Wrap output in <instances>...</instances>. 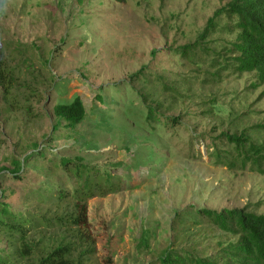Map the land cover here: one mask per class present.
Segmentation results:
<instances>
[{"label": "rangeland", "instance_id": "obj_1", "mask_svg": "<svg viewBox=\"0 0 264 264\" xmlns=\"http://www.w3.org/2000/svg\"><path fill=\"white\" fill-rule=\"evenodd\" d=\"M228 1L5 0L0 71L11 92L6 100L0 87V202L12 210L33 209L27 191L50 183L34 168L19 180L11 175L12 161L33 154L35 145L62 157L109 163L103 170L114 191L88 203V231L96 246L90 264H157L172 233L187 223L184 217L198 210L264 215V175L229 172L207 154L223 156L231 149L217 140L221 133L264 122V87L252 89L248 74H229L215 87L199 84L205 72L173 56L176 48L193 43ZM142 68L178 81L199 78L194 82L199 98L166 114L180 117L177 128L166 131L146 120L129 81ZM76 98L86 108L83 124L73 132L63 127L54 132L53 107ZM210 100H217L219 117L206 113ZM253 139L264 137L255 132ZM200 221L201 227L208 223ZM209 234L191 235V244L227 238L216 229Z\"/></svg>", "mask_w": 264, "mask_h": 264}, {"label": "trees", "instance_id": "obj_2", "mask_svg": "<svg viewBox=\"0 0 264 264\" xmlns=\"http://www.w3.org/2000/svg\"><path fill=\"white\" fill-rule=\"evenodd\" d=\"M4 3L5 0H0V7ZM221 36L225 39L218 45ZM173 56L200 74L205 72L199 84L215 87L232 75L248 74L252 75V89L264 87V0H229L213 12L195 41L176 48ZM43 63L47 68V61ZM142 69L131 75L129 81L145 106L146 120L152 118L166 131L177 128L180 117L166 114L177 104L199 98L194 84L199 78L193 83L190 78L178 81ZM3 71H0V87L7 100L11 91L8 78H1ZM51 82L48 79L49 85ZM209 104L206 113L219 117L215 112L217 100H210ZM52 114L54 132L61 127L73 132L83 124L86 108L76 98L71 104L55 105ZM228 114L229 119L232 113ZM255 132H261L264 137V122L249 129L221 133L217 140L224 141L231 149L225 150L223 156L216 151L207 154L229 172L248 170L264 175V139H253ZM33 149L34 153L22 161H12L11 175L19 180L23 171L34 168L49 178L50 183L27 191L26 196L35 203L33 209L12 210L0 202V264H90L96 246L88 231V203L114 191L110 188L109 171L103 170L109 163L101 166L82 158L62 157L53 148L38 150L34 145ZM184 218L187 223L179 233H172L157 264H264V215L245 209L220 212L202 209ZM202 218L208 222L203 227ZM191 224L194 229L186 232L185 227ZM211 229L226 236L225 241L206 237L214 240L191 244L190 239L202 230L211 236Z\"/></svg>", "mask_w": 264, "mask_h": 264}]
</instances>
